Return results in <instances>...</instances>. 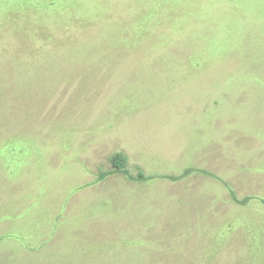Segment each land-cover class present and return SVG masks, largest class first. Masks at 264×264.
<instances>
[{
  "label": "rangeland",
  "instance_id": "1",
  "mask_svg": "<svg viewBox=\"0 0 264 264\" xmlns=\"http://www.w3.org/2000/svg\"><path fill=\"white\" fill-rule=\"evenodd\" d=\"M0 264H264V0H0Z\"/></svg>",
  "mask_w": 264,
  "mask_h": 264
},
{
  "label": "trees",
  "instance_id": "2",
  "mask_svg": "<svg viewBox=\"0 0 264 264\" xmlns=\"http://www.w3.org/2000/svg\"><path fill=\"white\" fill-rule=\"evenodd\" d=\"M110 162L116 169H124L128 163V157L124 152L119 151L112 154L110 157ZM138 177H142L141 172H139Z\"/></svg>",
  "mask_w": 264,
  "mask_h": 264
}]
</instances>
